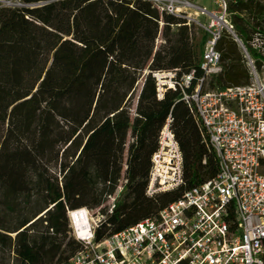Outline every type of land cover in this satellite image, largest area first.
<instances>
[{
    "label": "trees",
    "instance_id": "trees-1",
    "mask_svg": "<svg viewBox=\"0 0 264 264\" xmlns=\"http://www.w3.org/2000/svg\"><path fill=\"white\" fill-rule=\"evenodd\" d=\"M20 1L41 6L0 9V264H66L81 250L70 237L69 211L100 210L107 217L96 232L101 242L215 178V157L182 91L166 88L159 100L152 76L176 72L177 84L192 73L199 78L200 58L193 27L145 0ZM234 24L249 40L254 25ZM219 49L227 64L216 87L248 86L235 43L224 37ZM168 121L184 186L149 198Z\"/></svg>",
    "mask_w": 264,
    "mask_h": 264
},
{
    "label": "built area",
    "instance_id": "built-area-1",
    "mask_svg": "<svg viewBox=\"0 0 264 264\" xmlns=\"http://www.w3.org/2000/svg\"><path fill=\"white\" fill-rule=\"evenodd\" d=\"M14 1L0 0V9L14 10ZM145 1L204 33L199 78L192 73L177 84L176 72L152 76L158 82L159 100L166 88L182 91L183 101L207 137L216 176L203 179L164 210L101 242L96 241V232L107 217L100 210L69 211L70 237L81 250L66 264H264V11L253 16L241 9L264 10V0H212L211 10L191 0ZM236 18L254 25L246 42L236 33ZM224 37L235 43L246 62L250 73L246 87H216L223 74L219 46ZM169 125L170 121L152 159L149 198L184 186L183 155ZM126 184L123 180L109 198L107 215L113 214Z\"/></svg>",
    "mask_w": 264,
    "mask_h": 264
},
{
    "label": "rangeland",
    "instance_id": "rangeland-1",
    "mask_svg": "<svg viewBox=\"0 0 264 264\" xmlns=\"http://www.w3.org/2000/svg\"><path fill=\"white\" fill-rule=\"evenodd\" d=\"M130 1H134V0H130ZM191 2L193 5H196L198 7L206 8L208 10L212 9V7H211L212 0H191ZM14 4L16 5V8L14 10H18V9L23 8V4L21 3L20 0H15ZM189 14H194V13L190 12ZM193 36L196 38L197 53H198L199 58H201L202 51H203L204 33L200 28L193 26ZM163 43H164L163 40L161 38H159L157 46L160 47L161 45H163ZM226 64H227V62H224L223 67ZM164 82H166V81H164ZM137 95H138V93H137ZM136 101H137L136 99L133 101V103H132L133 107L135 106ZM54 166L55 165L53 164L51 166V168ZM52 171L54 173H57V170H55L53 168H52Z\"/></svg>",
    "mask_w": 264,
    "mask_h": 264
}]
</instances>
